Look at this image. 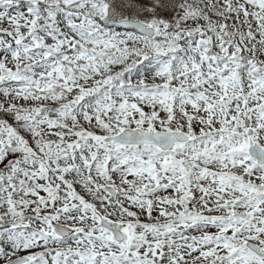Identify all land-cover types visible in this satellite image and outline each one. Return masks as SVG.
Instances as JSON below:
<instances>
[{"label":"snow or ice","instance_id":"1","mask_svg":"<svg viewBox=\"0 0 264 264\" xmlns=\"http://www.w3.org/2000/svg\"><path fill=\"white\" fill-rule=\"evenodd\" d=\"M0 264H264V0H0Z\"/></svg>","mask_w":264,"mask_h":264}]
</instances>
